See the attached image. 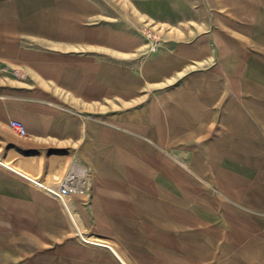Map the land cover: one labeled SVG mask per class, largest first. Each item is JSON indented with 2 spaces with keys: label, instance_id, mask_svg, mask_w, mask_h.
I'll use <instances>...</instances> for the list:
<instances>
[{
  "label": "crops",
  "instance_id": "obj_1",
  "mask_svg": "<svg viewBox=\"0 0 264 264\" xmlns=\"http://www.w3.org/2000/svg\"><path fill=\"white\" fill-rule=\"evenodd\" d=\"M136 39L99 0H0V227H22L29 243L33 228L39 264H264V74L215 76V89L190 97L188 113L205 127L199 161L214 163L216 192L241 227L236 238H207L205 197L196 221L174 198L160 208L154 171L110 169L105 116L128 82L112 52L134 50ZM120 84L124 94L112 95ZM10 119L27 136L10 135ZM67 172L87 190L59 199L30 180L54 187ZM175 216L197 224L199 238L166 237L160 227Z\"/></svg>",
  "mask_w": 264,
  "mask_h": 264
},
{
  "label": "rangeland",
  "instance_id": "obj_2",
  "mask_svg": "<svg viewBox=\"0 0 264 264\" xmlns=\"http://www.w3.org/2000/svg\"><path fill=\"white\" fill-rule=\"evenodd\" d=\"M99 1L112 14L125 18L128 31L138 41L126 54L112 52L113 57L126 60L128 82L126 98L112 97L110 115L105 116L110 128V169L125 166L127 171H154L160 208L165 197L174 198L176 209L178 204H188L196 221L205 197L207 238H236L241 227L232 223L235 217L230 200L216 192L211 172L214 163L199 161L204 141L199 132L205 127L188 108L191 95L219 85L215 76L264 74L260 66L264 60V0ZM236 56L239 66L230 60ZM254 62L255 66L250 65ZM220 85L230 89L231 84ZM239 85L244 90L247 83ZM112 87V95L124 94V84L120 90ZM7 132L12 134L8 128ZM97 133L94 161L101 155V135ZM205 166L206 179L200 178ZM174 222L175 226H170L167 218L168 225L160 227V231L166 230V237L199 238L197 224L178 226L182 221L177 216ZM22 231V227H0V239H13L8 246L0 242L5 247L0 250V264H39L33 228L30 243L25 242Z\"/></svg>",
  "mask_w": 264,
  "mask_h": 264
},
{
  "label": "built area",
  "instance_id": "obj_3",
  "mask_svg": "<svg viewBox=\"0 0 264 264\" xmlns=\"http://www.w3.org/2000/svg\"><path fill=\"white\" fill-rule=\"evenodd\" d=\"M8 128L17 137L27 136V130L24 123L18 119H10L8 121ZM88 186L86 181L81 180V178L73 172H67L54 187H50L47 191L59 198L63 199L72 194L81 193L87 190Z\"/></svg>",
  "mask_w": 264,
  "mask_h": 264
},
{
  "label": "bare ground",
  "instance_id": "obj_4",
  "mask_svg": "<svg viewBox=\"0 0 264 264\" xmlns=\"http://www.w3.org/2000/svg\"><path fill=\"white\" fill-rule=\"evenodd\" d=\"M7 166V165H6ZM32 182H34L35 184H37V185H39V186H41L42 188H45V189H49L50 187L48 186V187H46V186H44V184H41V183H39V182H37V181H34V180H32V179H30Z\"/></svg>",
  "mask_w": 264,
  "mask_h": 264
}]
</instances>
